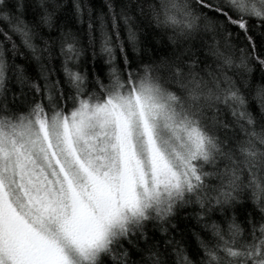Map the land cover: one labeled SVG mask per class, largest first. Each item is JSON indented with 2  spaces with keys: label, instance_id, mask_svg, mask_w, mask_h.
<instances>
[{
  "label": "snow or ice",
  "instance_id": "1",
  "mask_svg": "<svg viewBox=\"0 0 264 264\" xmlns=\"http://www.w3.org/2000/svg\"><path fill=\"white\" fill-rule=\"evenodd\" d=\"M0 264H264V0H0Z\"/></svg>",
  "mask_w": 264,
  "mask_h": 264
},
{
  "label": "trees",
  "instance_id": "2",
  "mask_svg": "<svg viewBox=\"0 0 264 264\" xmlns=\"http://www.w3.org/2000/svg\"><path fill=\"white\" fill-rule=\"evenodd\" d=\"M92 4H94L95 6L99 7L100 4L102 3V0H91Z\"/></svg>",
  "mask_w": 264,
  "mask_h": 264
}]
</instances>
